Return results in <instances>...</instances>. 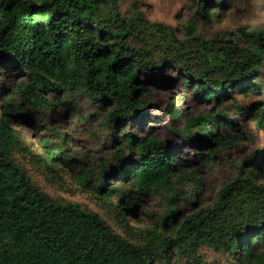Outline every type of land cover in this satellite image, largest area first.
<instances>
[{"label":"trees","instance_id":"16d2710c","mask_svg":"<svg viewBox=\"0 0 264 264\" xmlns=\"http://www.w3.org/2000/svg\"><path fill=\"white\" fill-rule=\"evenodd\" d=\"M229 6V0H200L199 10L212 21ZM157 28L169 37L162 55L153 52L149 39ZM232 35L220 41L203 39L192 21L186 39L180 40L142 12L127 18L119 0H0V73L10 69L24 74L16 92L27 108V114L19 112V104L0 95V264H156L174 257L210 264L201 257L203 246L234 263L264 264V184L253 171L224 184L213 205L188 217L171 235L153 231L136 243L117 233L99 213L43 190L33 172L48 175L49 181L50 176L60 179L55 166L81 161L60 147L50 151V140L44 142L46 153L37 154L14 127L16 120L38 116L60 138L58 123L76 112L73 96L83 94L97 109H106L104 121L114 133L116 176L131 190L175 199L174 181L187 174L176 150L168 140L140 135L132 124L146 120L149 102L143 99L150 83L159 81L152 72L167 64L181 72L183 84L193 88L195 96L218 107L233 88L247 97L259 96L262 86L256 80L263 79L264 31L247 33V45ZM238 112L241 117L254 112L264 128L260 102L239 106ZM217 119L211 114L191 124L207 121L217 126ZM198 138L224 144L210 129ZM81 182L88 187L91 177ZM105 185L102 182L100 190L109 196L111 189ZM175 216L176 210L170 209L163 222L179 219Z\"/></svg>","mask_w":264,"mask_h":264},{"label":"rangeland","instance_id":"374dc122","mask_svg":"<svg viewBox=\"0 0 264 264\" xmlns=\"http://www.w3.org/2000/svg\"><path fill=\"white\" fill-rule=\"evenodd\" d=\"M199 3L200 0H119V8L127 18L142 12L150 22L172 29L180 40L186 39L187 27L192 21L196 24L197 34L203 39L220 41L234 32L231 37L240 45L250 43L247 33L264 31V0H229L230 6L212 21L205 20ZM154 30L149 38L153 52L156 55L165 54L169 37L163 33L164 30ZM261 71L263 79L256 80V84L262 86L259 96L251 94L247 97L243 90L233 88L219 107L214 101L206 102L195 96L193 88L183 84L181 72L173 64L152 72L159 81L150 83L149 92L143 99L149 102L147 118L142 124L133 122L131 128L140 135L151 134L168 140L176 150L178 161L184 164L187 174L174 181L178 194L175 199L168 194H142L136 189L131 190L122 176H116L119 168L117 159L113 157L114 133L104 121L106 109H97L83 94L73 96L75 113H71L66 105H61L62 111L72 116L58 123L60 138L51 134L48 125L38 120L40 118L36 119L38 116L35 120H16L14 127L37 154L46 153L48 149L44 142L50 140L53 143L50 151L60 147L81 161L70 165L60 162L59 166H55L62 176L60 179L50 176L49 181L48 175L33 172L43 190L99 213L117 233L136 243H143L153 231L171 235L188 217L213 205L224 184L247 176L250 171L254 172L259 183L264 184V128L257 122L254 112L245 117L237 116L239 106L255 102L264 105V68ZM25 79L21 71L7 69L0 73V88L4 87L0 89V95L2 99L19 104L18 111L27 114V108L16 92V87ZM2 107L0 103V109ZM218 111H222L223 116ZM211 114L218 118L217 126L207 121L191 124L193 120ZM231 118L234 120L230 121ZM122 127L128 128L127 124ZM205 128L215 131L224 144L200 141L198 137L203 135ZM212 150L218 152L212 153ZM251 159L260 162V166L255 167ZM24 161L29 164L26 159ZM86 175L91 177L88 187L81 182ZM102 182L111 189L109 196L107 191L100 190ZM170 209L176 210L177 216L173 219H179L165 223L163 218ZM200 253L210 264H239L208 246H203ZM156 264L189 263L174 257L169 263L164 260Z\"/></svg>","mask_w":264,"mask_h":264}]
</instances>
